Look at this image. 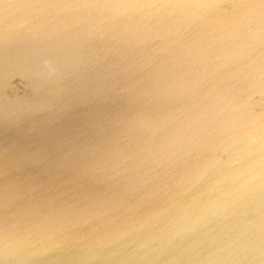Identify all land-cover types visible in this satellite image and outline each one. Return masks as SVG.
<instances>
[{
  "label": "water",
  "instance_id": "1",
  "mask_svg": "<svg viewBox=\"0 0 264 264\" xmlns=\"http://www.w3.org/2000/svg\"><path fill=\"white\" fill-rule=\"evenodd\" d=\"M0 264H264V0H0Z\"/></svg>",
  "mask_w": 264,
  "mask_h": 264
}]
</instances>
